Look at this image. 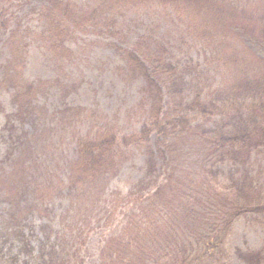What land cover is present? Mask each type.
Segmentation results:
<instances>
[{"label":"trees","instance_id":"trees-1","mask_svg":"<svg viewBox=\"0 0 264 264\" xmlns=\"http://www.w3.org/2000/svg\"><path fill=\"white\" fill-rule=\"evenodd\" d=\"M34 1L32 14L40 23L44 20L41 28L48 25L58 31L61 51L69 52L67 42L85 32L78 31L84 25L78 20L79 11L73 13V0H0V34L10 42L20 36L15 40L17 54L9 56L6 65L15 58L24 59L28 45L37 38L35 31H43L28 24L22 33V26L14 24L19 16L15 5L22 8ZM139 1H156L193 18L199 31L190 34L209 50L218 51L223 78L231 77V84L222 82L213 92L189 80L194 69L191 50L178 41L171 45L145 31L128 47L122 45V31L112 27L118 39L106 45L121 56L126 74L143 81L145 121L133 134L100 126L72 138L74 156L64 164L68 202L60 207L62 165L51 158L60 145L51 141L52 128L46 123L59 115L61 121L67 118V126L74 125L85 119L87 108L66 101L52 111L41 103L39 93L34 95L33 81L20 89L15 74L4 76L1 83L7 79L12 88H18L14 100L20 101L21 95L26 99L10 119L13 147H7L10 152L0 161V203H7L9 221L0 223V264H264V243L254 249L234 248L230 240L241 223L264 232V187L256 185L248 172L239 181L233 174L246 166L260 142L264 144V121L259 122L261 132H256L252 115L256 108L252 101L245 103V97L242 109L247 113L232 117L229 124H219L215 114L229 105L228 97L219 98L218 93L244 95L246 87L264 99V72L252 71L249 56L241 48L257 46L263 54H250L264 68V25L252 23L249 15L232 6L241 21L235 18L231 31H207L199 27L196 12L189 6L202 0H120L105 7L102 15L115 22L130 2L138 5ZM150 10L155 12L156 7ZM91 17L96 19L94 12ZM237 66L242 71L250 67L252 73L239 77V72L228 70ZM62 87L65 93L67 87ZM17 124L23 128L18 137ZM27 124H31L29 131L24 128ZM193 139L200 143L195 148ZM136 153L144 156L141 177L129 189L113 187ZM98 180L104 185L91 213L83 214L87 216L83 236L77 232L76 205ZM33 215L43 222L37 224ZM95 232L102 235L97 250L90 243Z\"/></svg>","mask_w":264,"mask_h":264},{"label":"rangeland","instance_id":"rangeland-1","mask_svg":"<svg viewBox=\"0 0 264 264\" xmlns=\"http://www.w3.org/2000/svg\"><path fill=\"white\" fill-rule=\"evenodd\" d=\"M119 1L73 0L74 5L71 4V7L74 8L73 13L79 11L78 20L84 25V29H78V31L85 32L80 33L77 40L67 42L66 48L69 47V52L60 50L57 41L58 31H53L47 27L48 25L41 28L44 20L40 23L38 17L36 19L32 14L33 9L30 8V5L36 1L22 8L15 5L14 9L20 16L16 17V23H14L22 26L20 32H26V27L30 25L43 29V31H35L37 38L28 45V54L24 59L20 60L18 57L6 65L9 56L15 57L17 54L15 40L20 39V36L10 42V38L6 40L4 34H0V161L4 160L10 152L7 147L9 146L10 150L13 147L12 135L10 128H8L10 119L13 118V113L17 111L19 102L26 99L25 96L21 95L20 101L14 100L18 88H12L7 79L1 83L4 76L15 74V81L20 89L26 88V86L24 87L26 82L33 81L34 95L39 93L41 103L44 102L52 111H55L66 101L72 106L81 105L87 108V111L84 112L85 119L82 117V120L74 125L67 126L64 123L67 118L65 117L61 121L59 115L46 123L52 128L51 141L56 146L60 145L59 150L54 155L55 157H51L56 161L59 160L62 165L59 170H61L64 184L61 186L63 196L59 197L60 200L58 201L60 207L67 205L68 202L67 198L64 197L69 191L64 164L74 156L72 138L77 134L87 135L89 130H96L100 126H110L120 130V133L133 134L140 131L145 121L146 111L141 91L143 81L131 78L130 74H126L127 70L124 71L121 56L111 46L106 45L108 41L118 39L114 35L115 32L112 27L116 26L122 31L120 34L124 35L122 45L128 47H132L137 35L145 31H150L160 40L169 41L171 45L178 41L181 47L191 50L190 59L193 60L194 69L189 80H193L205 88L210 87L213 92L218 90L222 82L224 86L231 84V77L223 78L218 51L206 48L194 33H192L194 41L192 40L193 36L190 32L199 31L193 18H189L178 11L165 9L156 1H139L138 5H133L131 4L133 2H130L128 9L115 22L110 23L108 17L106 19L103 17L102 10ZM149 2L153 4H149ZM189 6L196 12L197 22L200 23L199 27H205L207 31H231L230 28L235 21L234 19L237 18L238 22L241 21L240 14L232 6L236 7L242 14L249 15L252 23L258 25V22L261 21L264 25V0H202L192 2ZM151 7H156V11H151ZM93 12L96 15L95 20L91 17ZM47 21L49 23V20ZM55 21L58 23L60 20L55 19ZM110 28L111 31H109ZM98 31H104V33L99 34ZM195 43H200L201 46H196ZM241 48L249 56L248 65H251L252 71L264 72V68H261L250 54L252 52L260 53L258 47L253 45ZM20 53L22 54L23 51ZM261 54L263 53L261 52ZM245 64H247V58ZM228 70H235L239 72V77H244L249 74L250 67H245L243 71L241 66L229 67ZM238 81L243 82V80ZM73 84L76 85L75 90L72 88ZM63 85L67 87L65 93ZM22 93H25L24 89ZM43 93L46 95L43 96ZM252 94L250 88L246 87L244 95H230L229 92L218 93L219 98L228 97L226 100L229 101V105L216 110L217 122L227 125L232 121V117L238 116L242 112L247 113L246 109H242L244 106L243 97H245V103L252 101L251 105L256 108V113L252 114L254 116L253 126L256 132H261L259 130L263 124H259V122L264 121V99L257 98ZM71 112H74V109L68 113ZM14 123L16 124V121ZM24 128L25 131H29L31 124H27ZM20 129L23 128L17 124L15 136H19ZM199 131L202 132L203 130L199 129ZM193 141L195 142L194 148L200 144L197 140L193 139ZM40 147H44V145L41 144ZM259 147L246 161V166L241 165L239 169L233 171V174L239 181L242 180V175L248 172L256 185L264 187V144L260 142ZM143 160L144 156L136 153L131 161L121 169L120 174L112 183L113 187L129 189L142 175ZM103 185V180L96 181L85 192L81 201L77 203L76 217L80 223V229H77L78 234L82 232V235L86 236L87 232L82 230L86 228L84 220L87 216L83 214L91 213L96 204L98 192ZM7 208L6 202L0 203V223L9 222L5 212ZM64 215L68 216V212ZM32 218L37 224L43 222L36 215H33ZM107 230L108 228L105 227L104 231ZM263 233L257 228L241 223L230 240L234 248L236 246H249L254 249L264 243ZM101 236L95 232L94 237L90 239V243L93 242L92 247H99ZM230 264H236V262L233 261Z\"/></svg>","mask_w":264,"mask_h":264}]
</instances>
